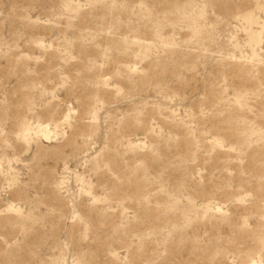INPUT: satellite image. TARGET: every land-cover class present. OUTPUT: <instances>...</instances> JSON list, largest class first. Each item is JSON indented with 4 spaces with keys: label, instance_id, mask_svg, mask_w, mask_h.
Instances as JSON below:
<instances>
[{
    "label": "rangeland",
    "instance_id": "1",
    "mask_svg": "<svg viewBox=\"0 0 264 264\" xmlns=\"http://www.w3.org/2000/svg\"><path fill=\"white\" fill-rule=\"evenodd\" d=\"M0 264H264V0H0Z\"/></svg>",
    "mask_w": 264,
    "mask_h": 264
}]
</instances>
